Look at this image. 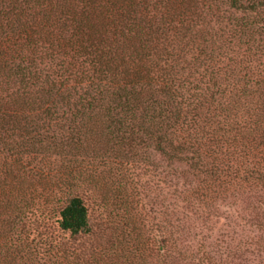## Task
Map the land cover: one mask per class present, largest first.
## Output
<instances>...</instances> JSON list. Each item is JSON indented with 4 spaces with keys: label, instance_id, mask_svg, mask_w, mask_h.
I'll use <instances>...</instances> for the list:
<instances>
[{
    "label": "trees",
    "instance_id": "16d2710c",
    "mask_svg": "<svg viewBox=\"0 0 264 264\" xmlns=\"http://www.w3.org/2000/svg\"><path fill=\"white\" fill-rule=\"evenodd\" d=\"M96 107L104 137L186 166L200 197L264 195V0H0V264L23 250L17 185L44 175L21 155ZM58 216L89 234L79 195Z\"/></svg>",
    "mask_w": 264,
    "mask_h": 264
},
{
    "label": "rangeland",
    "instance_id": "374dc122",
    "mask_svg": "<svg viewBox=\"0 0 264 264\" xmlns=\"http://www.w3.org/2000/svg\"><path fill=\"white\" fill-rule=\"evenodd\" d=\"M104 122L101 107L74 119L69 112L55 129L56 145L46 141L21 155L44 175L17 185L10 215L23 250L10 238V264H160L159 251L167 264L169 255L179 264H264L263 194L204 199L186 166L165 161L151 145L111 141ZM70 194L87 206L88 235L59 229L58 210Z\"/></svg>",
    "mask_w": 264,
    "mask_h": 264
}]
</instances>
